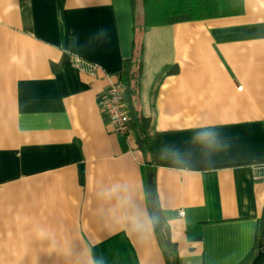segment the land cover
Returning a JSON list of instances; mask_svg holds the SVG:
<instances>
[{"label": "crops", "instance_id": "obj_1", "mask_svg": "<svg viewBox=\"0 0 264 264\" xmlns=\"http://www.w3.org/2000/svg\"><path fill=\"white\" fill-rule=\"evenodd\" d=\"M242 2L241 14L134 31L131 0H0V264L254 259L264 6ZM134 43L133 106L150 119L144 148L133 132L112 133L98 105ZM70 55L98 65L97 76ZM206 131L214 144L197 139ZM149 172L168 248L147 205ZM137 213L147 230H132Z\"/></svg>", "mask_w": 264, "mask_h": 264}, {"label": "trees", "instance_id": "obj_2", "mask_svg": "<svg viewBox=\"0 0 264 264\" xmlns=\"http://www.w3.org/2000/svg\"><path fill=\"white\" fill-rule=\"evenodd\" d=\"M61 3L64 0H59ZM134 19V31L145 28L172 25L182 22L200 21L214 17L233 16L243 11L242 0H131ZM135 43L132 58L124 62V67L118 74V79L124 84L123 102L129 117V131L136 136L138 147L144 148L149 142L147 129L150 119L139 114L134 109L133 102L141 77V64L136 70L130 69L131 62L136 61ZM137 53V52H136ZM164 234V245L170 247L167 227L160 230ZM263 234L264 240V209L260 219L258 234ZM255 256V254H254ZM167 264H177L176 260L166 255ZM253 257L246 264H251Z\"/></svg>", "mask_w": 264, "mask_h": 264}, {"label": "built area", "instance_id": "obj_3", "mask_svg": "<svg viewBox=\"0 0 264 264\" xmlns=\"http://www.w3.org/2000/svg\"><path fill=\"white\" fill-rule=\"evenodd\" d=\"M71 66L91 76H97L100 71L98 65L87 61L79 56L70 55ZM124 84L119 80L112 81L106 89L99 95L98 105L100 114L106 119L110 130L115 135L126 138L129 134V117L127 115L126 106L123 102ZM252 177L254 180H264V161L252 164ZM183 216V212L178 213Z\"/></svg>", "mask_w": 264, "mask_h": 264}, {"label": "water", "instance_id": "obj_4", "mask_svg": "<svg viewBox=\"0 0 264 264\" xmlns=\"http://www.w3.org/2000/svg\"><path fill=\"white\" fill-rule=\"evenodd\" d=\"M146 191H147V200H148V206L149 211L152 217L153 224L155 226L156 231L163 230L164 223L162 219L160 218V213L158 211L155 195H154V189H153V174L152 172H149L147 175L146 180ZM258 253L252 260L251 264H264V240H263V234L261 233L259 236L258 241Z\"/></svg>", "mask_w": 264, "mask_h": 264}, {"label": "clouds", "instance_id": "obj_5", "mask_svg": "<svg viewBox=\"0 0 264 264\" xmlns=\"http://www.w3.org/2000/svg\"><path fill=\"white\" fill-rule=\"evenodd\" d=\"M260 5L264 6V0H259ZM198 140L201 142L206 143L207 145H212L216 142V134L213 132H201L198 137ZM116 189H112L111 191H115ZM131 228L133 231L141 232L147 230L150 219L146 216H143L142 214H135L131 217H129ZM102 264V261H101Z\"/></svg>", "mask_w": 264, "mask_h": 264}]
</instances>
